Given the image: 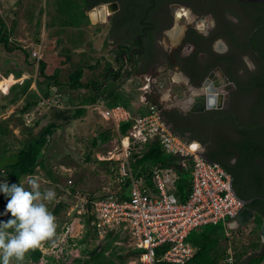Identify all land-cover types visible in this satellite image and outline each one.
Returning a JSON list of instances; mask_svg holds the SVG:
<instances>
[{"label": "rangeland", "instance_id": "obj_1", "mask_svg": "<svg viewBox=\"0 0 264 264\" xmlns=\"http://www.w3.org/2000/svg\"><path fill=\"white\" fill-rule=\"evenodd\" d=\"M90 0H0V15L4 17L7 28H14L11 34L12 47H25L30 53L37 45L35 42L43 39L44 43V60L49 58V70L62 66L64 68L61 79L69 82V74L80 68L84 69V83L99 82L107 86L110 90L113 85L117 87L121 93H127L132 96L131 103L136 106L144 107L145 97H157L162 107H178L182 103L180 98H175L170 94V90H179L180 86H184V79H179L180 71L174 73V77L179 83H172L170 79L159 78L160 82L153 79L150 75L136 77L129 75L126 80L112 82L111 78H103L107 76L105 70L108 66H113V55L108 54L110 49L109 37L112 26L103 24L93 25L88 19L86 6ZM93 1V0H92ZM40 26H37V22ZM188 20L181 18L175 22L174 27H179L180 31L172 33L170 39L163 38L161 43L166 51L178 47L176 35H181L182 30L186 27ZM102 27V28H101ZM35 45V46H34ZM4 46L0 44V105H6V95L15 96L20 93L21 87L12 91L14 85H23L27 79L33 80L31 88L35 87L34 77L38 73L37 63L35 59L27 60V56L18 48L9 56L6 55ZM55 52H59L54 56ZM46 55V56H45ZM129 69H133L130 68ZM23 70L25 75L23 80H16L15 77H5L3 71ZM180 80V81H179ZM160 83V84H159ZM55 88L54 90H56ZM190 89H193L190 87ZM31 90V89H30ZM30 90L26 91L29 96ZM104 90V89H103ZM58 91V89H57ZM196 89L192 90L195 93ZM198 91V90H197ZM64 96L71 100L72 105H80L82 98L92 95L90 89H83V92H63ZM20 99L14 106L6 112L0 111V151L5 149L4 156L9 157L15 151L24 138V133H29L31 127H38L37 118L42 112L48 111L46 108L48 103L41 101L38 107L32 112H24L26 106V98ZM26 96V97H28ZM185 94L180 93V97ZM37 97L34 99L38 100ZM151 97V99H152ZM147 98V97H146ZM52 98L47 99L51 102ZM157 100V99H156ZM150 101V100H149ZM184 102V101H183ZM50 105V104H49ZM67 106L65 102L61 107ZM183 106V105H182ZM184 107V106H183ZM186 109V108H185ZM57 119L60 116L55 114ZM66 118L60 117V127L52 142L44 148L46 156V168L39 169L37 175L41 183V190L51 188L57 194V201L49 205V210L57 218V234L59 242L55 248L45 243L41 249L46 255L38 263H32L31 252L27 254L25 264H76V259H90L87 254L81 251L84 245L75 246L71 244L69 239L78 241L85 235L84 226V205L88 197L92 195H100L111 190L115 183L110 174V164L99 162L98 152H104L112 149L115 143V124L112 120L105 119L94 106L87 107V113L84 117L71 121H65ZM106 131H112V139L110 144L102 142L101 134ZM97 141V146L93 145V141ZM94 152L96 153L94 156ZM96 157V160L94 159ZM100 157H103L102 155ZM3 163V162H2ZM52 173L51 174H49ZM3 177V178H1ZM27 179H24L25 188L28 189ZM4 180L3 174H0V181ZM76 192L73 194L72 190ZM58 211L57 213L55 211ZM4 211H0V218H5ZM224 227V223H221ZM234 228V227H233ZM255 226L252 223L246 229L240 230L241 243L249 245L256 239V235L251 233ZM226 234L232 235L227 227L224 228ZM110 236H104L98 239L97 247L100 245L106 249V255L112 257L116 264L122 262L113 255L114 251L117 255H123L126 264L137 263L133 255H129L130 241L111 242ZM93 246V247H94ZM100 248V247H99ZM262 247H258L256 251L250 250L249 255L261 253ZM48 257H54L52 260Z\"/></svg>", "mask_w": 264, "mask_h": 264}, {"label": "trees", "instance_id": "obj_2", "mask_svg": "<svg viewBox=\"0 0 264 264\" xmlns=\"http://www.w3.org/2000/svg\"><path fill=\"white\" fill-rule=\"evenodd\" d=\"M92 4L94 3L90 0L85 7L86 10H90L93 7ZM243 6L246 9H250L252 12L259 14L258 21L264 23V4L243 3ZM86 17L87 19L89 18L88 15ZM37 26H40L39 21L37 22ZM12 33H14V28L8 29L4 17L0 15V44L4 46L6 51H8L5 56L11 57L14 51L18 48L27 56L26 62L27 60L31 61L30 59L33 58L32 51L34 49L29 53L24 46H19L17 48L10 46V36ZM44 46L43 43L42 59L37 66L39 68L35 79L36 89H31V84L33 82L31 79H27L23 85H14L12 91H15L19 86L18 88L21 87L20 93L13 97L9 94L6 95L5 99H7V104L0 105V111L6 112L9 110L22 98V96H24V94L28 96L26 91L30 89L29 96H25L27 104L23 113L26 111L32 112L34 108L39 106L43 99H60L62 103L65 102L67 106L64 109H61L47 105L46 108H49V110L42 112V115L37 118L36 124L38 127H31L32 129L29 133H24V138L20 143V146H18L17 151L9 157L4 156V153L6 152L5 149L2 153L0 151V174H3L4 176L3 181H7L9 184L24 181L26 178L37 175L39 169L46 168L47 160L44 148L52 142L58 129L62 128L59 123L60 117L66 118L65 121L70 123L73 120L84 117L87 113L88 106L98 104H103L109 108H115L118 106L125 107L131 113L133 118L150 114V108L153 104L162 108V105L158 100H151L147 105H144V107H137L136 104L131 103L130 99L133 97L129 96L127 93H121L115 85H113L110 90H107L108 87L99 82L84 83L82 81L85 76L83 68L71 72L69 74V82L62 81V73L60 72L61 68L55 67L51 73L47 71L48 62L47 60L43 61ZM259 51L264 59V52L260 49ZM111 68V66H108L105 70L109 73H113ZM3 72L6 76L14 74L17 78H20L23 76L24 71ZM108 78H112V74L109 75ZM257 85L264 91V69L258 75ZM55 88H57L58 91L57 89L54 90ZM241 88L242 87L240 86V89ZM83 89H90L93 94L83 97L80 105H72V99L69 101V99L63 94L65 91L83 92ZM38 95L40 98L38 97V100L34 99V97H37ZM243 102L245 103L246 100L241 101V103ZM250 103L254 104L251 117L246 120H240L239 122L233 118L234 123H237L239 126H245L242 129L234 127L237 132L243 134V138L239 140L225 135L215 136L212 139H209L210 142L207 146L205 156L210 161L221 164L232 175L234 183L233 187L236 194L241 200L248 202L246 205L247 207L255 211L256 217L253 221L255 228L251 230V233L256 235V239L252 240L249 245H245L241 243L239 234L240 230H233V236H228L225 233V227L222 224L204 226L190 235L189 241L196 246L197 251L195 256L185 264H224L229 256L230 248L233 251L235 264H261L264 262V250L261 253L249 255L250 250L256 251L258 247H262L263 245L260 230L264 222V188L262 186V177L258 172V165L256 164L255 159L260 158L264 160V108L262 106V103H264V95L257 99V101H250ZM241 109L244 111V107H241ZM214 112L218 115L222 114V111L214 110ZM55 114L60 116L59 119H57L58 117H56ZM162 115L173 125V129L179 135L200 144L205 142L204 140H197L193 135H188V130L179 128L177 126L175 112H169L163 109ZM132 123L133 120L122 124L121 129L123 131L128 130ZM101 136L102 142H108L110 144L113 137L112 131H106L102 133ZM93 145L97 146L96 140L93 141ZM110 150L98 152V154L106 155ZM95 154L96 153L94 152V156ZM133 157L135 160L132 163V167L135 174L137 176L145 177V180L151 185L153 183V171L155 168L171 166L178 160L176 156L168 154L156 139L148 141L143 145H139V151L136 152ZM94 159L96 160V157H94ZM233 159H236L235 163H231ZM104 162L109 164V162ZM179 172L180 178L176 182V194L181 200H186L188 193L192 188L190 172L185 170ZM49 174L52 175L50 172ZM121 188L122 189L119 190V184L115 182L110 191H104V193L100 195H92L88 197L86 204L84 205L85 211L83 213L85 216V235L78 241L75 239H69V242L75 244L76 247H78V245H84L81 253L89 255L90 259H76V264H116L112 257L106 255L107 247H101V244L98 245L100 248L96 245L94 246L99 239V235L93 224L95 220L93 206L96 200L112 193H115L120 201L128 200L129 193L127 184L125 183L121 185ZM75 192L76 190L73 189L72 193L74 194ZM6 205L7 198L3 193H0L1 212H5ZM55 212L57 213L58 211L56 210ZM9 219H11L10 213L5 218H0V221H7ZM109 236L112 237L111 242L121 240L119 235L113 236L110 234ZM164 249L165 248L159 249L158 253L162 254ZM127 250L129 255L135 256L139 254V251L133 250L132 248H128ZM113 255L118 257L122 264H126L123 255H117L116 251H114ZM45 256L46 255H44L43 251L39 248L31 251L32 263L40 262ZM48 258L55 260L54 257Z\"/></svg>", "mask_w": 264, "mask_h": 264}, {"label": "flooded vegetation", "instance_id": "obj_3", "mask_svg": "<svg viewBox=\"0 0 264 264\" xmlns=\"http://www.w3.org/2000/svg\"><path fill=\"white\" fill-rule=\"evenodd\" d=\"M93 1L97 5L119 3V10L103 24L112 26L111 46L107 51L114 61L113 73L107 72L106 79L112 74L111 80L118 82L133 74L173 81L174 73L180 71L188 85L199 91L197 96L205 92L206 81L209 80L211 87L218 83L226 95L225 108L218 110L222 111L221 115L214 112L216 109L191 112L195 102L188 109L183 104L162 108L175 112L177 126L188 130V135L205 141L201 144L205 152L209 139L215 136L243 138L234 127L242 129L245 126L237 125L234 119L239 122L251 117L254 104L250 101H257L264 95L257 85L258 75L264 69V59L259 51L264 52V23L258 21L259 14L246 9L245 2L237 0ZM181 18L188 22L183 33L176 35L178 47L166 51L161 41L181 30L174 27ZM182 90L171 89V94L178 98ZM151 97L148 96L143 104L158 100ZM242 100L246 102L241 103ZM262 106L264 108V103ZM255 161L264 188V160L256 158ZM235 162L236 159L231 161Z\"/></svg>", "mask_w": 264, "mask_h": 264}, {"label": "built area", "instance_id": "obj_4", "mask_svg": "<svg viewBox=\"0 0 264 264\" xmlns=\"http://www.w3.org/2000/svg\"><path fill=\"white\" fill-rule=\"evenodd\" d=\"M42 50L40 42L32 51L37 66ZM51 100L43 99L49 106L66 108L61 107L60 99ZM93 106L105 119L113 121L117 136L113 149L103 157L98 155L99 162H109L110 174L119 184V190L126 183L129 193L128 200L120 201L112 193L94 202L93 224L100 239L112 234L119 235V241H130V248L139 251L134 256L135 264H185L197 251L189 241L193 232L221 223L233 231L232 224L246 205L235 193L232 175L221 164L210 161L200 143L176 133L162 115L163 108L153 104L150 114L133 118L122 106ZM131 120L130 128L123 131L122 124ZM154 139L178 160L171 166L155 168L151 185L145 177L135 174L132 163L139 145ZM182 170L189 171L191 179L192 188L186 200L176 194V182ZM231 179V188L239 200L230 188ZM161 248L165 249L159 254ZM224 264H235L231 248Z\"/></svg>", "mask_w": 264, "mask_h": 264}, {"label": "clouds", "instance_id": "obj_5", "mask_svg": "<svg viewBox=\"0 0 264 264\" xmlns=\"http://www.w3.org/2000/svg\"><path fill=\"white\" fill-rule=\"evenodd\" d=\"M27 184L28 189L23 181H0V193L7 198L3 215L11 214V219L0 221V264H25L29 252L43 249L45 243L55 248L59 242L57 218L49 210L58 202L55 190H41L39 177H29Z\"/></svg>", "mask_w": 264, "mask_h": 264}, {"label": "water", "instance_id": "obj_6", "mask_svg": "<svg viewBox=\"0 0 264 264\" xmlns=\"http://www.w3.org/2000/svg\"><path fill=\"white\" fill-rule=\"evenodd\" d=\"M239 2H245V3H260L264 4V0H237ZM119 10V3L118 2H108V3H101L99 5L93 6L88 11V17L92 24H104L108 21L109 17L114 15ZM212 77V76H211ZM227 82V79L225 80ZM209 80L204 83V89L205 92L200 95L196 96L194 98L195 105L191 107V112H199L207 110H220L225 108L226 104V95L221 91L220 85L216 83L214 87L208 86ZM231 182L230 181V188H231ZM128 186V184H127ZM232 190V188H231ZM234 196L236 197L234 191L232 190ZM238 196V195H237ZM237 198V197H236ZM238 199V198H237ZM239 200V199H238ZM241 203L247 205L248 202L241 201ZM240 216H243L245 218L244 225H248L251 221L253 222L256 213L251 208L245 206L243 211L241 212ZM260 235L262 239V243L264 245V222L262 224Z\"/></svg>", "mask_w": 264, "mask_h": 264}, {"label": "crops", "instance_id": "obj_7", "mask_svg": "<svg viewBox=\"0 0 264 264\" xmlns=\"http://www.w3.org/2000/svg\"><path fill=\"white\" fill-rule=\"evenodd\" d=\"M94 4H92V6H95V5H97V2H95V1H92ZM89 11V10H88ZM88 15V14H87ZM94 25V24H93ZM105 26H108V24H106ZM111 38L109 37V45L111 44ZM40 42H42L43 43V39H41V40H37L36 42H35V45L37 44V43H40ZM34 45V46H35ZM111 46V45H110ZM36 47V46H35ZM34 47V48H35ZM54 53V52H53ZM59 52H55L54 53V56H58L57 54H58ZM60 54V53H59ZM43 56H44V54H43ZM46 56V55H45ZM48 60H49V58H48ZM47 60V62H49ZM49 63H48V68H49ZM59 68H61V73L63 74L64 72H63V70H64V68L60 65V66H58ZM47 68V69H48ZM47 71H49V73H51V70H47ZM4 75V74H3ZM9 75H11L10 77H15V79L16 80H23L22 78H24L25 77V75H23L22 77H20V78H17L14 74H9ZM8 75V76H9ZM5 77H8V76H6V75H4ZM178 76H179V79H184V77L182 76V74H178ZM174 77V76H173ZM103 78H106V76L104 77V73H103ZM178 80V79H177ZM175 78H173V81H172V83L174 82V83H179L178 81H177ZM180 81V80H179ZM158 82H160V80H158L157 79V83ZM160 84V83H159ZM184 86H180V88H183V87H188L187 89H184V90H182V89H180L179 88V90H182V91H180L179 92V96H178V98H180L181 100H182V103L181 104H183L184 105V108H186V109H188V108H190L191 106H192V104L195 102L194 101V98L199 94V91H195V93H192V90L193 89H190V87L191 86H189L188 85V83H187V81H186V79H184ZM34 89H36V85H35V87H33ZM193 88V87H192ZM32 89V88H31ZM185 90H187V92H184ZM195 90V89H194ZM170 92V94H171V90L169 91ZM180 93H182V94H185V96H183V97H180ZM146 97H148V96H146ZM146 97H145V99H146ZM23 98V97H22ZM21 98V99H22ZM184 101V102H183ZM99 105V104H98ZM244 223H246L245 222V218L243 217V216H239L237 219H236V221H234L233 222V224H232V227H234V229H246V228H248L249 227V225H251L253 222L251 221L248 225H244ZM254 224V223H253Z\"/></svg>", "mask_w": 264, "mask_h": 264}, {"label": "bare ground", "instance_id": "obj_8", "mask_svg": "<svg viewBox=\"0 0 264 264\" xmlns=\"http://www.w3.org/2000/svg\"><path fill=\"white\" fill-rule=\"evenodd\" d=\"M177 32V31H176Z\"/></svg>", "mask_w": 264, "mask_h": 264}]
</instances>
